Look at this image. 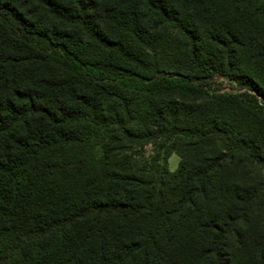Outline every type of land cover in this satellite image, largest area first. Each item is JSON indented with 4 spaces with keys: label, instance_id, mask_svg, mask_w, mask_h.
<instances>
[{
    "label": "trees",
    "instance_id": "16d2710c",
    "mask_svg": "<svg viewBox=\"0 0 264 264\" xmlns=\"http://www.w3.org/2000/svg\"><path fill=\"white\" fill-rule=\"evenodd\" d=\"M0 264H264V0H0Z\"/></svg>",
    "mask_w": 264,
    "mask_h": 264
},
{
    "label": "rangeland",
    "instance_id": "374dc122",
    "mask_svg": "<svg viewBox=\"0 0 264 264\" xmlns=\"http://www.w3.org/2000/svg\"><path fill=\"white\" fill-rule=\"evenodd\" d=\"M221 87L224 88L225 90H229V86L224 84V83ZM148 152H149V150H148ZM178 161H179V158L175 154L170 155L166 161L167 168L170 171H174L177 168Z\"/></svg>",
    "mask_w": 264,
    "mask_h": 264
}]
</instances>
